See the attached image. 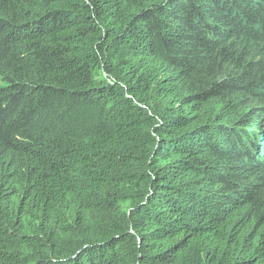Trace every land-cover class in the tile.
Segmentation results:
<instances>
[{
  "label": "trees",
  "instance_id": "1",
  "mask_svg": "<svg viewBox=\"0 0 264 264\" xmlns=\"http://www.w3.org/2000/svg\"><path fill=\"white\" fill-rule=\"evenodd\" d=\"M0 264H264V0H0Z\"/></svg>",
  "mask_w": 264,
  "mask_h": 264
},
{
  "label": "bare ground",
  "instance_id": "2",
  "mask_svg": "<svg viewBox=\"0 0 264 264\" xmlns=\"http://www.w3.org/2000/svg\"><path fill=\"white\" fill-rule=\"evenodd\" d=\"M224 62V61H223Z\"/></svg>",
  "mask_w": 264,
  "mask_h": 264
}]
</instances>
